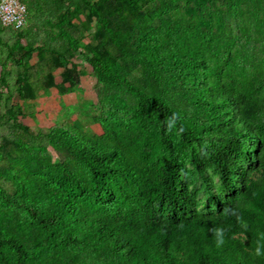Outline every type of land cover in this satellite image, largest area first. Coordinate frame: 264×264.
Instances as JSON below:
<instances>
[{
  "label": "trees",
  "instance_id": "1",
  "mask_svg": "<svg viewBox=\"0 0 264 264\" xmlns=\"http://www.w3.org/2000/svg\"><path fill=\"white\" fill-rule=\"evenodd\" d=\"M22 2L24 27L0 22V148L19 151L0 157V264H264V61L240 74L231 53L219 55L220 29L182 30L155 13L134 25V54L123 20L148 0ZM79 10L99 19L104 44L84 43ZM82 48L98 80L137 105L123 120L91 114L101 134L78 121L36 132L17 112L21 84L48 89ZM166 56L200 69L192 101L208 120L165 97ZM50 147L81 160L89 182L65 163L43 172L33 151ZM210 171L218 181L203 212L197 185Z\"/></svg>",
  "mask_w": 264,
  "mask_h": 264
},
{
  "label": "rangeland",
  "instance_id": "2",
  "mask_svg": "<svg viewBox=\"0 0 264 264\" xmlns=\"http://www.w3.org/2000/svg\"><path fill=\"white\" fill-rule=\"evenodd\" d=\"M104 1L92 0V3ZM147 13L158 14L171 24L179 23L182 30L199 28L201 34L207 36L220 29L219 55L224 57L231 53L240 74H251L264 61V0H148L135 13H127L123 20L129 47L134 54L140 43L134 25ZM76 20L85 29V44L97 45L107 41V34L99 19L91 12L79 10ZM146 41L153 42V35L146 37L144 43ZM46 56L43 52L35 54L31 63ZM89 57L84 48L79 50L71 63L59 66L50 75L51 84L46 90L32 91L28 84L22 83L23 96L15 101L23 107L17 110L20 119L36 132H45L57 124L78 121L84 127L89 124L91 129L101 134L102 125L90 119L91 114L103 116L108 121L130 116L131 109L137 105V98L120 86L101 83L88 62ZM1 69L0 62V73ZM162 69L166 83L164 95L170 103L193 120H208L209 110L192 101L196 90L192 87L190 75L200 78V69L193 68L181 58L168 56ZM136 73L141 76L143 71ZM116 102L125 104L127 109L117 107ZM150 129H155L154 123ZM33 154L39 158L43 172L53 165L65 163L84 183L89 182L87 168L81 160L52 147L33 151ZM18 155V147L14 144H5L0 148V157L16 158ZM217 181V175L210 171L198 182L197 188L203 186L199 195L203 212L207 210L209 191ZM93 259L91 253L86 254L85 260L91 262Z\"/></svg>",
  "mask_w": 264,
  "mask_h": 264
},
{
  "label": "built area",
  "instance_id": "3",
  "mask_svg": "<svg viewBox=\"0 0 264 264\" xmlns=\"http://www.w3.org/2000/svg\"><path fill=\"white\" fill-rule=\"evenodd\" d=\"M27 7L22 0H0V22L5 27L20 29L25 26Z\"/></svg>",
  "mask_w": 264,
  "mask_h": 264
}]
</instances>
